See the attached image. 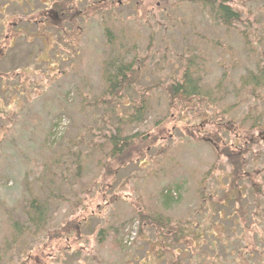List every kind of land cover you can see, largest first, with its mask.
Returning a JSON list of instances; mask_svg holds the SVG:
<instances>
[{
  "label": "rangeland",
  "instance_id": "obj_1",
  "mask_svg": "<svg viewBox=\"0 0 264 264\" xmlns=\"http://www.w3.org/2000/svg\"><path fill=\"white\" fill-rule=\"evenodd\" d=\"M44 1L50 5L53 0ZM67 1L74 6L69 10L71 15L79 9H86L88 6L91 8L92 3L108 6L104 12L110 15L107 22L113 27L116 37L124 34V40L132 41V44H135L140 51L149 48L151 60L148 68L151 67V69L144 73L136 88L148 85L159 77H162L161 81L165 80V72L171 71L177 61L176 55L189 46L205 56L202 66H204L203 79L207 82L222 74L223 68L219 62L225 59L227 63H231L229 69L232 76L242 73L247 65H251L250 58L242 51L237 53L241 41L233 32L224 33L221 27H215L205 13L193 8V4L179 3L178 6L169 8V13L167 10L163 14L162 6L166 5L167 0ZM4 2L5 0H0V4ZM43 3L39 0H30L21 6L11 3L6 5V9H3L4 6L0 9V44L6 49L5 57L0 60V72L4 76L3 83L14 84L21 92L29 93L25 103L20 98H15V105L6 103L0 105L1 109L14 110L10 116V123L7 119L0 117V124L10 127L9 130L5 128L0 130V200L7 202L10 207H15L22 200L24 195L22 181L24 177L31 179L30 166L38 155L41 156V161L49 162L53 155L59 157L58 155L63 152L79 149L87 152L90 159L85 164L83 180L87 183L95 180L98 183L96 187L91 186L89 190H85L81 198V206H72L68 200L57 202V206L51 211L53 216L51 230L57 228L58 224L62 225L67 219H76L80 222L79 230L85 236V241L78 242L77 237L73 239V234L69 235V245L72 249H83L81 256L75 257L77 259L80 256L79 264H178L179 260H182V264H196L198 260L204 259L203 256L205 259L211 258V261L217 260L218 264H254L261 260L260 256L264 250V195L261 197V202L257 204L255 202L257 196L250 190L247 180H236L235 188H231V182L228 179L229 171L232 170L231 164L221 155V152L215 157L214 148L208 141L197 140L193 136L198 132L196 125L199 122H192L190 116L184 111L175 113L172 110L168 120L159 121L153 126L155 120L163 116L158 112L163 106L161 98H154L146 123L133 130L135 132L137 129L139 133L145 131V139L139 143V146L131 148L129 155L124 156L123 164L118 165L117 177L102 176L104 168L96 164V148L86 141L93 139L96 143H100V138L92 135L97 132H110L114 117L108 120V124L97 123V120L94 122L96 115L102 113V109L91 110V113L80 112L81 96L79 95L83 93L82 95L89 99V93H98L102 89L101 54L103 50H106L105 35L101 29L103 24L100 27L97 21L99 16L94 15L91 9L90 14L82 22L80 21V26L75 32L68 27L67 30L70 33H63V36L57 34L58 39L51 38V35L53 31L61 32V25L59 29L54 25H48L49 28L46 29L48 44L46 41L44 43L40 36L33 37L38 24L24 20L16 24L12 19L14 13H21L22 8L25 15H29L35 6H45ZM99 8L101 7L97 9ZM3 14L4 17H2ZM49 16V24H51ZM65 24L68 25L67 22ZM11 32L16 34L12 35ZM11 37H15L14 42L11 43L13 46L8 48L7 39ZM206 40L215 44L206 45ZM159 41L162 47L168 49H165L168 63L161 64L164 70L159 67V64L155 65L160 61L161 53H163L162 50L155 52ZM227 45L233 49L235 58L232 60L225 52L224 47ZM35 55L47 62L38 61L39 57L36 58ZM234 62L237 64L233 67ZM22 68L24 74L21 77L6 76L10 70L19 71ZM159 93L156 96H159ZM17 97L22 95L19 94ZM234 101V95L229 92L221 103L230 104ZM242 103L244 105L229 112L222 111L220 103L214 105L210 110L215 117L213 124L208 121L204 123L222 136L219 140L222 147H225L223 145L225 140L227 145L234 146V150H248L242 157L245 161V171H243L244 174L249 173V176L254 179L257 176L256 173L262 168L261 164L264 160L262 129L254 131L259 134L260 143L250 145L243 140L244 136L239 132L236 136L233 134L227 137L218 127V123H223L224 119L232 117L235 119L234 123L239 124L241 118L239 115L246 104ZM209 106L207 104L206 107L209 108ZM124 114V111L120 112V115ZM55 118H59L57 127L54 134L49 136V123L51 120H56ZM32 120L35 121L31 125ZM185 124H187L188 132L191 133L186 135L189 136L188 139L183 138L186 131ZM92 125L95 126V130L88 131L87 128L93 127ZM96 127H101V130H97ZM151 134H155L153 139L156 140L149 141ZM78 136L86 143L77 144L73 148V140ZM102 143L105 147V143ZM108 148L109 145L105 147V149ZM258 151L262 153L259 162L255 160ZM130 159L133 161L130 162ZM48 165L50 172L54 174L53 177H57L55 173L60 172V168L54 167L50 162ZM70 170L69 176L72 173V169ZM40 174L45 177L47 173ZM263 177L264 171L260 179ZM70 181L74 182L69 179L68 182ZM58 182H60L59 179L43 178L38 186H33L34 192L43 198V194L47 193L46 188L55 187L60 188L63 193L70 194L65 181H61L60 186ZM82 184L76 180L72 188L73 195L75 191H80ZM179 185L180 188L176 192L181 195L180 202L171 209L165 210L158 201L159 192L164 186H171L174 192L175 186ZM104 186L105 189L102 190L104 192H100ZM96 188L97 191L94 192ZM239 188L242 196L229 199L230 191ZM113 192L120 194L121 197L112 202L110 198ZM72 197L71 195L70 198ZM198 205L203 206L198 208ZM209 207H215L211 215V221L215 224L207 229L206 235L202 236L199 242L188 236L187 239L191 243L184 252L175 251V243L170 250L166 248L171 243V238L161 241L157 234L149 233L146 242L135 237L140 226V221L135 216V209L144 208L146 211L150 209L155 210L156 213L169 214L172 223H174L173 219L191 217L195 223L203 224L210 216L208 215ZM4 216L5 214L0 211V238L5 235L3 231L7 228L6 225L4 226ZM64 217L68 218L64 219ZM129 218L132 222L125 223L123 232L126 231V226L127 230L132 231L130 236L133 235L135 240L132 236L130 245H127L125 240L130 236H125L127 238L124 237L123 244L127 246L116 247L108 240L109 234L119 223ZM233 222L236 223L233 224ZM101 227L105 229L104 237L107 236L103 243H101L102 240L96 239L97 236L94 233ZM221 232L225 236H230V241L228 240L225 245L217 244L210 249V241L214 238L210 234L214 233L222 237ZM120 235L123 236L122 233ZM150 238H154L155 243ZM58 243L63 245L64 240L51 242L46 245L48 249L42 250L47 256L46 264H53L52 259L55 258V254L57 257ZM160 247L167 253L171 252L172 257L170 258L167 254L165 258L168 260H160L153 256V250L158 248L161 250ZM182 247L180 244V248ZM231 248L232 252H230ZM68 260L71 261L69 255ZM68 260L65 264H70Z\"/></svg>",
  "mask_w": 264,
  "mask_h": 264
},
{
  "label": "trees",
  "instance_id": "obj_2",
  "mask_svg": "<svg viewBox=\"0 0 264 264\" xmlns=\"http://www.w3.org/2000/svg\"><path fill=\"white\" fill-rule=\"evenodd\" d=\"M26 1L29 2L30 0H5L4 4H0V9L3 6V9H6V5L11 3L21 6L25 4ZM39 1L44 2L43 4L45 6H35L29 15H25L24 9L22 8L21 13H14L12 19L15 20L14 22L17 24L23 20L28 23L32 22L38 24L37 31L33 34V37L35 35L40 36L44 43L46 41L48 44V30H46L47 27L49 28L48 25H54L58 29L61 25V32L53 31L51 35V38L56 37L58 39L57 34L63 36V33H70L69 30H67L68 27L75 32L77 27L79 28L80 26V21L82 22L87 15L90 14L91 9L94 15L96 14L99 16V20L97 21L100 27L102 26L101 24H103L101 29L103 35H105L106 42V50H103L101 54V76L103 86L100 92L89 93V99L85 98V95H82L83 93H80L79 111L91 113V110L101 108L102 113L96 115L94 122L97 120V123L101 122L102 124H108V120L114 117L113 128H111L110 132H97L92 135L100 138V143H96L93 139L86 141L90 143L93 148H96V164L104 168L102 171V176L104 178H106V175L116 178L118 174V165L123 164L122 161H124V156L129 155L130 149L139 146V143L145 139V131L139 133L137 129L135 132H133V130L135 127L139 128L146 123L152 101L157 97L163 100V106L158 111L160 114H163V116L156 119L153 126L157 125L159 121L168 120L172 110L175 113L184 111L190 116L192 122H199L196 125L198 132L193 136L197 140L208 141L212 148H214L215 157L216 155H220L219 153L221 152V155L231 164L232 170L229 171L228 175L231 188H235L234 182L236 180H247L250 190L257 196L255 202L257 204L261 202V197L264 195V189H262V187H264V177L260 179V175L264 171V160L261 164L262 168L256 173L257 176L254 177V179L249 176V173L246 172L244 174L245 161L242 157L245 156L248 150H234V146L227 145L224 139L223 145L225 147H222L219 142L222 136L216 131L208 128L205 123L208 121L213 124V118L215 117L210 110L214 105L220 103L222 111L229 112L232 109L234 110L241 107L244 105L242 102H245V109L242 110L239 115V117H241L239 119V124H235V119L232 117L226 120L224 119L225 121L223 120V123H218V127L221 129V133L226 134L227 137L233 134L236 136L237 132H239L240 135L244 136L243 140L246 141V143L250 145L256 143L258 145L260 143L258 133L254 131L260 128L262 129L261 132L264 131V43L262 44L264 41V0H167L166 5L162 6L164 9L163 14L167 12V10L169 13V8L178 6L179 3L183 5L184 3H190L194 5V9H199L202 13H205L207 18L213 21L215 27H221L224 33L233 32L241 41V45L237 48V53L239 54L242 51L250 58L249 61L251 65H247L242 73L232 76L229 69V64L231 63H227V59H225V61L219 62L223 68L222 74L216 79L207 82L203 79L204 66L202 65L205 62V56L203 53L200 54L194 51V49L189 46L176 55L177 61L172 66L171 71L165 72V80L161 81L160 78L162 77H159V79L157 78L158 80L141 88H136V85L140 83V79L144 76V73L148 69H151V67L148 68L151 60L148 52L149 48L140 51L135 44H132V41L124 40V34H122L121 37H116L117 35L113 33V27L107 22L110 15L104 12L108 9V6L92 3L91 8L88 6L86 9H79L74 15H71L69 10L74 6L72 3L68 4L67 0H53L50 5H47L44 0ZM88 4L90 5V3ZM99 6L101 8L97 9ZM111 9L113 10L114 8ZM48 16L50 17L51 24H49ZM2 17H4V14ZM173 18L176 19L175 16H173ZM65 22H67L68 25H66ZM25 32L27 31L25 30ZM14 38L15 37L7 39L9 44L14 42ZM160 41L155 47V52L162 50L163 53H161L162 57L160 61H155V65L159 64V67L164 70L161 64L168 63L166 59L167 56L165 55V49L167 48L162 47ZM206 41V45L209 43L215 44V42L210 40ZM224 49L225 52L229 54L231 60L235 58L231 46L227 45ZM5 51L6 49L2 48L0 44V60L5 57ZM35 57L38 58L39 56L35 55ZM37 60L47 62V60H43L41 57ZM199 61H201V63ZM235 64L237 63L234 62L233 67ZM23 70V68L19 69V71L16 69L10 70L6 76H9V78L21 77L24 74ZM3 78V73L0 72V105L2 103L15 105V98H20L24 101L23 103H25L29 98V93L26 91L21 92L14 84H4ZM22 84H25V82H22ZM158 92H160L159 96H156ZM229 92H232L235 101L230 104L221 103L226 93ZM19 94H21L22 97H17ZM19 103L22 104V102ZM207 104L210 105L209 108L206 107ZM122 111L125 112L124 115H120ZM12 113H14V110H4L0 107V117L7 119L8 123H10V116ZM55 119L56 120H51V123H49V136L54 134L55 128L57 127L56 125L59 118ZM195 119L198 121H193ZM34 121L35 120H32L30 124H34ZM204 125H206L207 128L203 127ZM4 128L5 130H9L10 127L0 124V130ZM100 128L101 127H96L97 130H101ZM235 128H237L238 131L237 129L235 131ZM92 129L95 130V126L87 128L88 131ZM184 130L186 131H184L185 135L183 138L188 139L189 136L186 135H190L191 133L187 130V124L184 125ZM154 135L155 134L150 135L149 141L156 140L153 139ZM86 142L78 136L73 140V148L77 144L82 145V143ZM102 142L105 143V147L109 145V148L105 149ZM58 156L59 157H55L53 155L49 161L54 167L60 168L61 171L55 173L58 178L53 177L54 174L50 172L49 162L41 161V156L38 155L30 166L31 179L24 177L22 181L24 194L22 200L15 205V207H10L7 202L0 200V211L5 214L4 226L6 225L7 227L6 230L3 231L5 235L0 238V264H46L45 258L47 256L42 250L48 249L46 245H49V243L60 242L61 240H64V244L58 243L57 257L55 254V258L52 259L53 264H65L68 260V255L71 258V261L68 260L70 264L80 263L79 260L81 259L80 256L83 249H72L69 245V235L71 234H73V239H76V237L78 238V242L85 241V236H83L79 230L80 222H77L76 219H67L68 217H64V219L68 221L65 220L62 225L58 224L56 226L57 228L51 230L53 227V216H51V211L54 209L53 207L57 206V202L68 200L71 202L72 206H81V198L85 190H89L91 186L96 187V183L98 182L93 180L87 183L83 180L85 164L90 160L88 159L87 152L79 149L76 151L68 150ZM261 156L262 153L259 151L256 152L255 160L259 162ZM132 161L133 159H130V162ZM70 169H72V173L69 176ZM37 173L38 175H36ZM40 173L47 174L43 177ZM43 178L59 179L60 182L57 183L59 186L61 181H65L70 194L63 193L60 188L50 187L46 188L47 193L43 194V198H41L34 192L33 186H38ZM69 179L74 182L70 181L69 183ZM250 179L251 181H249ZM76 180L77 182H82L83 186H80V191H75L73 195L72 188ZM178 188H180V185L175 186L173 192L171 186H164L159 192L158 201L165 210L171 209L180 202L181 195L176 192ZM104 189L105 186L100 189V192H104L102 191ZM95 191H97V188L94 189V192ZM71 195L73 196L72 199L70 198ZM241 196L242 192L240 188L230 191L228 195L229 199ZM120 197V194L113 192L110 200L113 202ZM201 206L203 205H198V208H201ZM209 208L210 212L208 215L210 216L207 217V220L203 224L195 223V220L191 219V217L173 219L174 223H172L169 214L163 212L161 214L156 213L155 210L150 209L146 211L144 208L141 210L135 209V216L140 221V226L135 237H138L141 241L145 240L146 242L148 241L149 233H152V235L157 234L161 241L171 238L172 241L166 248L170 250L172 244L175 243V251L184 252L186 247L191 243V241L187 239L188 236H191L194 241L199 242L202 236L206 235L207 229H209L212 224H215L211 221V215H213L215 207ZM164 217L166 218L164 219ZM127 221H131V219L129 218L119 223L109 234L110 239L108 240L111 241L113 245H116V247L123 248L128 245L127 243V245H125V243L123 244L126 234L130 236V231L126 229V226V231L123 232L124 225ZM235 223L236 222H233V224ZM104 231L105 229L102 227L94 231L95 236H97L96 239L102 240L101 243H103L105 241L104 238L107 237H104ZM144 232H146V234ZM120 233H122L123 236H121ZM221 233L222 237L214 233L210 234L214 236L209 244L210 249L217 244H227L230 236H225L223 232ZM150 239L155 243L154 238ZM180 244H182V248H180ZM163 247H165V245ZM163 250L162 248L161 250H159V248L157 250L155 249V251L153 250V256L160 260H168V258H165L167 254H169L170 258L172 257L171 252L167 253V251ZM230 252H232V248ZM262 252L263 254L260 256L261 260H258V262L254 264H264V250ZM76 255L80 256L76 259ZM198 256H200V254ZM203 257L204 259L202 258L201 261L198 260L199 262L196 264H218L217 260L211 261V258L205 259V256ZM178 264H182V260H179Z\"/></svg>",
  "mask_w": 264,
  "mask_h": 264
},
{
  "label": "flooded vegetation",
  "instance_id": "obj_3",
  "mask_svg": "<svg viewBox=\"0 0 264 264\" xmlns=\"http://www.w3.org/2000/svg\"><path fill=\"white\" fill-rule=\"evenodd\" d=\"M16 23V22H15ZM17 24V23H16ZM16 31V30H15ZM17 32V31H16ZM13 34H16L15 32H12V35ZM13 46V45H12ZM8 48H11V44H9V47Z\"/></svg>",
  "mask_w": 264,
  "mask_h": 264
}]
</instances>
